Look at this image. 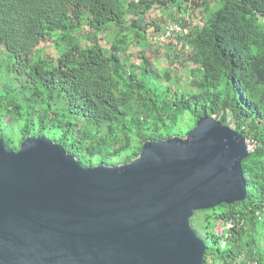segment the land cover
<instances>
[{
  "label": "trees",
  "instance_id": "obj_1",
  "mask_svg": "<svg viewBox=\"0 0 264 264\" xmlns=\"http://www.w3.org/2000/svg\"><path fill=\"white\" fill-rule=\"evenodd\" d=\"M187 1L0 0V134L11 149L42 136L84 165H115L148 140L184 137L201 117L218 118L253 148L243 160L245 200L205 210L206 264H264V0H192L203 22L177 18L178 41L193 49L183 90L171 71L153 69L142 22L156 7L189 12ZM165 23L154 20V33ZM85 26L94 31L83 36ZM103 33H113L108 46ZM132 44L141 46L137 63L122 58ZM228 221L225 238L215 228Z\"/></svg>",
  "mask_w": 264,
  "mask_h": 264
},
{
  "label": "water",
  "instance_id": "obj_2",
  "mask_svg": "<svg viewBox=\"0 0 264 264\" xmlns=\"http://www.w3.org/2000/svg\"><path fill=\"white\" fill-rule=\"evenodd\" d=\"M246 137L203 116L119 165H84L49 138L0 134V264H206L197 211L244 201Z\"/></svg>",
  "mask_w": 264,
  "mask_h": 264
},
{
  "label": "rangeland",
  "instance_id": "obj_3",
  "mask_svg": "<svg viewBox=\"0 0 264 264\" xmlns=\"http://www.w3.org/2000/svg\"><path fill=\"white\" fill-rule=\"evenodd\" d=\"M190 3L191 2H189V4ZM175 10H177V8H175ZM163 17L166 19L164 29H166L169 23L175 22L177 18L185 19L184 17H189V19L195 22H198L201 19L199 18L197 9H194L193 6L190 8L189 12H186V10L175 11L172 14L170 13L169 16H166V11L164 10V8L161 9L156 7L153 9V11L145 15L142 22L143 28H146L147 32L149 33V35H147L148 40L143 42L142 44H144V46L146 47V49L144 50L145 55L150 59L153 69L161 74H163V72L165 71H171V74L175 76L178 87L186 90L190 87L191 80L188 79L189 69L193 65V63L189 61V57L193 53V49L189 46H185L181 42H178L177 44L171 39L164 38V34L159 36V33H154L156 30L155 26L152 25V22ZM93 31L94 30L89 26H85L82 35L86 36L88 32ZM130 34H132L130 35V39H133V32H131ZM99 37L101 39V43L104 46H108L111 44L113 33H103ZM83 42L87 43L88 41L85 38ZM45 44L49 47V53L56 55L55 49L53 47V42L50 39H47L45 40ZM140 51V45L134 46L132 44L130 46V49L126 53L122 54V58L128 60L129 63H137L140 60ZM184 122H188V120L185 119ZM8 130L12 133H15L14 127H8ZM249 145L251 146V148H253L251 144ZM119 164L124 163H115V165ZM206 214L207 212L205 210L197 211L192 218V226L202 239H204L206 242H209L211 238H209L207 235V225L205 220ZM215 230L220 233V223H218Z\"/></svg>",
  "mask_w": 264,
  "mask_h": 264
},
{
  "label": "built area",
  "instance_id": "obj_4",
  "mask_svg": "<svg viewBox=\"0 0 264 264\" xmlns=\"http://www.w3.org/2000/svg\"><path fill=\"white\" fill-rule=\"evenodd\" d=\"M189 2V1H187ZM197 9V13L199 15V18L201 20H199L198 22L192 21L191 19H189V17H184L186 22H191L195 24H202V13L204 11L203 7H198ZM183 31L182 26L180 25L179 21H175V22H171L167 25L166 29H165V33H164V38H170L172 39L175 43L178 44V39H177V35L179 33H181ZM221 226V230H220V234L224 235L225 238L229 237V233L228 230L232 227V223L231 221H228L226 223H222L220 224ZM226 245V240L222 241V246ZM242 264H258L256 261L248 259V260H242Z\"/></svg>",
  "mask_w": 264,
  "mask_h": 264
},
{
  "label": "clouds",
  "instance_id": "obj_5",
  "mask_svg": "<svg viewBox=\"0 0 264 264\" xmlns=\"http://www.w3.org/2000/svg\"><path fill=\"white\" fill-rule=\"evenodd\" d=\"M189 2H192V0H189ZM190 5H192L191 3L189 4L188 3V6H190ZM192 6H190L189 8H191ZM176 21H178L177 19H176Z\"/></svg>",
  "mask_w": 264,
  "mask_h": 264
}]
</instances>
